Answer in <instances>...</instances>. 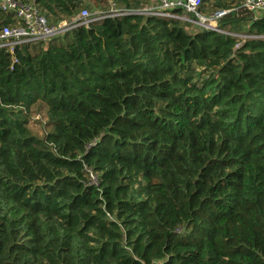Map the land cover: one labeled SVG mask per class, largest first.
<instances>
[{
  "label": "trees",
  "instance_id": "trees-1",
  "mask_svg": "<svg viewBox=\"0 0 264 264\" xmlns=\"http://www.w3.org/2000/svg\"><path fill=\"white\" fill-rule=\"evenodd\" d=\"M207 1L219 32L130 13L0 48V264H264V12Z\"/></svg>",
  "mask_w": 264,
  "mask_h": 264
},
{
  "label": "built area",
  "instance_id": "built-area-1",
  "mask_svg": "<svg viewBox=\"0 0 264 264\" xmlns=\"http://www.w3.org/2000/svg\"><path fill=\"white\" fill-rule=\"evenodd\" d=\"M206 0H148V3L136 10L118 7L109 0L107 12L93 15L84 6L80 9L75 20L68 22L65 19L56 24H50L40 12L39 7L32 1L0 0V10L10 15V22L0 26V48L13 50V45L33 40H45L49 37L59 36L65 30L77 24L88 23L102 19L105 16H122L130 13L146 14L157 17L179 18L185 22H193L202 29L221 31L219 22L230 9H213L204 11ZM241 6L252 12L255 16L264 12V0H242ZM176 11H179L177 13ZM190 17V18H188ZM15 60V58H13ZM92 182L95 176L90 174Z\"/></svg>",
  "mask_w": 264,
  "mask_h": 264
},
{
  "label": "rangeland",
  "instance_id": "rangeland-1",
  "mask_svg": "<svg viewBox=\"0 0 264 264\" xmlns=\"http://www.w3.org/2000/svg\"><path fill=\"white\" fill-rule=\"evenodd\" d=\"M31 1V0H30ZM84 4H88V9L93 15H97L98 13L101 14L104 11V8L106 7L107 3L106 0H100V2L96 3L95 0H84ZM120 7V6H119ZM106 9V8H105ZM206 11V10H205ZM190 18V17H188ZM51 20V18H49ZM201 28L199 25L195 23L186 24L185 29L188 31H194ZM42 113L38 115H33L29 119V125L33 133L37 135H41L43 133L41 122L43 120Z\"/></svg>",
  "mask_w": 264,
  "mask_h": 264
},
{
  "label": "crops",
  "instance_id": "crops-1",
  "mask_svg": "<svg viewBox=\"0 0 264 264\" xmlns=\"http://www.w3.org/2000/svg\"><path fill=\"white\" fill-rule=\"evenodd\" d=\"M208 1L206 0L205 2H204V5H203V9H205V10H209V7H206L207 5H208ZM204 6H205V8H204Z\"/></svg>",
  "mask_w": 264,
  "mask_h": 264
}]
</instances>
